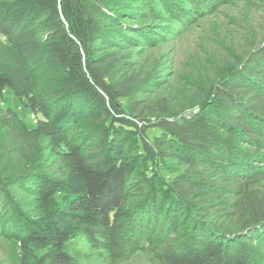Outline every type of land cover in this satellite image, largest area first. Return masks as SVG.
Wrapping results in <instances>:
<instances>
[{
    "label": "trees",
    "instance_id": "16d2710c",
    "mask_svg": "<svg viewBox=\"0 0 264 264\" xmlns=\"http://www.w3.org/2000/svg\"><path fill=\"white\" fill-rule=\"evenodd\" d=\"M223 1L0 0V96L34 118L0 107V147L19 145L15 167L0 161V235L20 264L141 251L158 264H264V45L180 111L122 54L151 42L152 26L128 22L157 6L183 23Z\"/></svg>",
    "mask_w": 264,
    "mask_h": 264
},
{
    "label": "rangeland",
    "instance_id": "374dc122",
    "mask_svg": "<svg viewBox=\"0 0 264 264\" xmlns=\"http://www.w3.org/2000/svg\"><path fill=\"white\" fill-rule=\"evenodd\" d=\"M222 3V2H221ZM186 10L191 5L183 4ZM154 18H137L131 25L152 26L151 42L124 46L122 54L130 69L148 74L156 83L153 98H165L172 109L180 111L200 102L208 88L246 56L264 45V0H224L222 4L202 12L199 9L183 23L171 22L159 6ZM0 107L13 109L27 125L34 118L24 111L9 89L0 96ZM19 145L4 142L0 147L1 168L4 172L15 167ZM169 172L182 170L176 162H168ZM172 172V173H173ZM82 252L90 250L79 246ZM67 250L73 254L78 247L69 242ZM0 264H20L17 243L0 235ZM80 264H104L92 257ZM121 264H158L147 251L137 252Z\"/></svg>",
    "mask_w": 264,
    "mask_h": 264
}]
</instances>
